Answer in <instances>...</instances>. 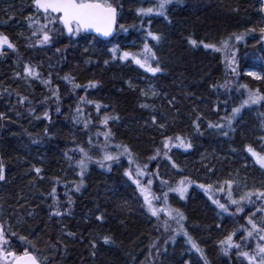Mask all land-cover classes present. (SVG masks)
Masks as SVG:
<instances>
[{
    "label": "trees",
    "instance_id": "obj_1",
    "mask_svg": "<svg viewBox=\"0 0 264 264\" xmlns=\"http://www.w3.org/2000/svg\"><path fill=\"white\" fill-rule=\"evenodd\" d=\"M111 2L119 11L114 39L103 42L81 33L32 46V32L43 19L32 0H0V33L20 54L5 50L0 56V164L5 177L0 180V224L12 250L20 254L30 248L43 264H204L183 231L173 244L170 223L176 225L175 220L164 212L155 217L147 211L136 185L124 175L139 166L145 173L142 183L152 180L151 192L160 198L153 203L183 213V230L203 250L208 264H247L232 252L225 255L219 242L233 232L238 241L243 228L250 227L249 215L254 214L257 223L264 218V210L257 211L264 208V200L252 196V203L246 200L244 212L237 214V206L228 199L229 191L237 200L248 192L264 191V169L245 150H264V101L241 110L235 139L228 131L225 136L224 128L232 109L250 91L264 95V79L243 75L257 68L264 77L261 1L173 0L167 19L137 15L140 8L155 7L152 0ZM149 31L160 36L159 42L147 35ZM240 34L244 39L237 42L235 35ZM225 40L229 47L220 52L203 46L221 47ZM146 42L156 55L151 63L161 68L155 76L131 57L120 59L124 52L139 55ZM232 53L234 63L229 65ZM25 65L40 77H26ZM144 75L166 96L157 102L155 123L140 107L139 89L126 85ZM105 116L114 117L107 126L102 123ZM210 123L225 127H209ZM177 136L192 147H172ZM168 138L170 147L165 149ZM117 146L131 151L133 163L121 154L119 161L103 162L101 167L97 161H103L104 150L123 152ZM80 148L91 156L82 185ZM202 155L208 157L203 165L197 162ZM216 156L225 163L215 161ZM181 180L187 186L183 199L172 191ZM209 195L228 211L218 208ZM56 210L62 215H52Z\"/></svg>",
    "mask_w": 264,
    "mask_h": 264
},
{
    "label": "snow or ice",
    "instance_id": "obj_2",
    "mask_svg": "<svg viewBox=\"0 0 264 264\" xmlns=\"http://www.w3.org/2000/svg\"><path fill=\"white\" fill-rule=\"evenodd\" d=\"M179 2V0H176ZM173 3V0H157L155 7H149L147 9L140 8L137 10V15H158L163 16L167 19L166 11L168 6ZM32 5L34 6L36 13L42 15L45 23L41 24L40 27L32 32L33 36L40 35L41 38L37 40V45H46L53 39V33H59L60 35L67 34L68 37L79 36L81 33L86 32H95L99 36L102 37H110L116 31L117 27V8L113 5L111 0H32ZM29 27L32 26L33 18L29 17ZM49 25H52V28H49ZM123 28V25L120 26ZM126 31V29H124ZM252 31V30H249ZM261 33L264 34V28H261ZM151 37L152 40L159 42L160 36L153 34L151 31L147 34ZM245 34L235 35V39L237 42H240L244 39ZM192 45H196L195 40L189 41ZM7 46V48L14 49V45L9 41L8 37L0 34V54H3V48ZM205 48H211L213 51L220 52L223 49H227L229 47L228 41L225 40L222 42L221 47H216L214 44H204ZM59 51V50H58ZM116 49L113 48V58H115ZM233 59L229 60V65L234 63L235 53H232ZM131 57L133 62L138 65L140 68H143L146 72H150L153 76L157 73L161 72V68L157 63L156 66H153L151 63L152 60L156 59L155 53L152 51V48L146 42L144 43L143 50L139 55L131 54L129 52H124L122 56H120L121 60H127ZM235 71V69H233ZM24 75L26 77H31L33 79H37L40 77V73L36 71L31 66L25 65ZM247 75L252 76L254 79H264V77L257 75L253 71H249ZM67 79V78H66ZM44 83H50V81H42ZM95 86V85H91ZM75 87H79V85H75ZM246 87V86H244ZM146 94V93H145ZM156 95L155 92L152 93ZM264 101V95H261L259 90L256 92H249L246 99H244L239 107H234L232 109V115L227 118V127L231 128L233 120L241 113V110L250 105L259 104ZM23 103V101H20ZM97 110H99L100 105H96ZM141 107H148V105H141ZM59 111V108H57ZM3 116L0 115V119ZM45 118L47 119V113H45ZM109 119H114V117L105 116L103 118L102 123L107 126ZM153 123H155V118L153 117ZM209 127H215L219 129H223L225 127L224 124H209ZM163 127V125H161ZM199 126L197 125V128ZM224 135L227 136L228 133L224 132ZM105 141L111 136V131L104 133ZM172 138H168L164 143V148L169 149L170 141ZM175 140L178 143L172 144V147H179L188 150L192 147L191 142H186L184 138L177 136ZM91 143V141H89ZM122 147L123 152L113 155L112 153L104 150L103 161H97L100 163L101 167L104 166L103 162L110 161H119L121 154H127L129 157V164H132L133 161L131 159V151L126 146H117ZM255 161V164L259 166L260 169H264V152H257L253 147L247 146L245 149ZM81 153V159L77 162L78 167L81 169V185L83 183V174L87 168L88 162L91 160V156L86 152L83 148L79 149ZM159 154V153H157ZM167 156V152L165 153ZM153 159L155 157H152ZM173 167L176 165L173 163ZM109 169L111 165H108ZM146 167V166H145ZM36 172L39 173L40 169H36ZM4 168L3 165L0 164V180H4ZM124 175L132 181L134 185H136L137 190L140 192V195L143 197L144 205L147 208V211L155 217L159 216L160 212H164L170 219L175 220L178 228L175 230L177 234L183 231L184 236L187 238V242L191 245V248L196 252L200 253L201 259L204 260V264H208L207 259L204 256L203 250L199 247V245L192 239L191 236L188 235L186 231L183 230V224L181 223L185 217L183 213L179 212L175 209H168L165 211L163 208H157L153 201L160 199L154 193L151 192V184L152 180H148L145 185L142 183L140 177L144 176L145 173L140 169L139 166L135 168V170L129 169L124 172ZM162 183H167L166 181H162ZM189 183H191L189 181ZM229 189H231V182L226 181ZM77 185L76 191H79L80 186ZM200 187H205L204 185H200ZM211 188V185L206 188L208 191ZM222 190V189H221ZM172 191H176L180 194L181 199L184 198V194L187 192V186L185 185V181L181 180L180 185L172 189ZM53 202H56L55 198V189L52 190ZM256 196L258 199L264 200V191L257 190L256 192H248L245 196H241L239 200L233 199L231 192L229 191L228 199L231 204L236 205V213H243L244 207L243 204L247 200L249 204L252 203L251 197ZM209 199L212 200L214 204L217 205L223 212H227L228 208L219 202V200L214 199L211 195H209ZM165 204H167V194L164 195ZM264 208H258L257 211H262ZM175 213V215L173 214ZM52 215L60 216L62 213L59 210H56L52 213ZM97 219H102V217H97ZM247 225L250 227H244L242 230L241 238L244 240H248L250 238H257L258 242L255 245V250L253 252H249L246 250H241L242 245L240 243L234 242L235 232L230 233L225 239L219 242L221 246V250L225 255L229 254V251L233 248L238 250V256L243 257L247 264H264V243H260V241H264V218H262L260 223H257L254 219V214L249 215L247 217ZM169 225L165 222V230H167ZM11 235L15 236L16 233L13 232ZM71 235V233H69ZM21 240L26 238L20 237ZM110 240L108 237L104 238V243H109ZM10 241L6 237L5 230L2 226H0V264H41L40 258L34 254L30 248H25L22 253L18 254L13 251L10 247ZM31 243V242H29ZM5 245H9V247H5Z\"/></svg>",
    "mask_w": 264,
    "mask_h": 264
},
{
    "label": "rangeland",
    "instance_id": "obj_3",
    "mask_svg": "<svg viewBox=\"0 0 264 264\" xmlns=\"http://www.w3.org/2000/svg\"><path fill=\"white\" fill-rule=\"evenodd\" d=\"M152 2L154 3V5L153 6H155L156 5V3H157V0H152ZM115 6V5H114ZM116 7V6H115ZM124 16V15H123ZM40 22H41V24H43V23H45V21L43 20V19H41L40 20ZM49 28L51 29L52 28V25H49ZM1 34V33H0ZM3 35V34H2ZM53 35V39L48 43V45H51L50 43H52L53 41L54 42H56V39L57 38H61L62 36H64L65 37V34L64 35H60L59 33H53L52 34ZM39 38H41L40 37V35L38 34L37 36H35V39L33 40V43L31 44L32 46H36L37 45V40L39 39ZM53 42V43H54ZM30 45V46H31ZM134 45H136L135 43H134ZM38 46H40V45H38ZM19 51H18V49L16 50V52H14V53H16V55H20L19 53H18ZM5 53V51L3 52V54ZM18 53V54H17ZM3 54H0V56H2ZM249 71H253V72H255L257 75H260V76H262V73L257 69V68H248V69H246L245 71H244V73H243V75L244 76H249V75H247V73L249 72ZM150 73V72H149ZM250 78H252V79H254L252 76H249ZM263 77V76H262ZM254 80H257V79H254ZM258 81H262V79H259ZM126 85H127V88H133V87H135L133 90L134 91H136V90H138L139 89V92H140V95H141V98L143 99V105H148V107H141V109L144 111V112H146V113H148V115L150 116V118L153 120V117L155 118L156 116H157V113L159 112V107L157 108L156 107V105H157V102H159L160 101V99H161V97H163V99L164 98H166V96H165V94L164 93H162L161 91H160V89H158L157 88V86L155 85V81L152 79V78H150V77H148V76H146V75H144L142 78L141 77H139V78H137V77H134V80H132V81H127L126 82ZM153 92H155L156 93V95H153L152 93ZM146 93V94H145ZM141 104V105H142ZM242 114L243 113H240L237 117H236V119L235 120H233V123H232V126H231V128H229V127H226L227 128V130L224 128V131L225 132H227L228 131V133H230V136H231V138L232 139H235V137H236V130H235V125H236V122H237V120H239L240 118H241V116H242ZM264 123V122H263ZM255 141H257V140H255ZM257 152H264V150H260L259 148L257 149V148H254ZM217 158L215 159V161H217V162H222V163H225V160L221 157V156H216ZM207 159H208V157H206L205 155H202L201 157H200V159L197 161L199 164H201V165H203L204 163H206V161H207ZM253 159V158H252ZM232 183H233V189H235V190H237L238 192L240 191V188L239 189H236L237 188V186H236V184H235V182H233L232 181ZM233 198V197H232ZM155 205V204H154ZM231 205H233V204H231ZM156 206V205H155ZM158 209H159V207H157ZM262 220V219H261ZM171 225H172V230H173V232L175 233V237H174V240H173V244H175V242H176V237H178V235L180 234H177V232L175 231L177 228H178V226H176V225H174V224H172V222L170 223ZM0 226H2L1 224H0ZM3 228H4V226H2ZM247 227V226H246ZM5 230V229H4ZM5 233H6V237H7V239L10 241V239H9V237H8V233L5 231ZM241 236H242V234H241ZM241 236H240V238L238 239V241H236V240H234V242H236V243H240L241 245H242V249L241 250H246V251H249L250 253L251 252H253L254 250H255V245H256V243L258 242V239L257 238H250V239H248V240H244V239H242L241 238ZM255 241V242H254ZM255 245H254V244ZM173 246H175V245H173ZM5 247H9V245H5ZM10 247H12V243H10ZM11 249H13V248H11ZM232 252V255L234 256V258L235 257H237V258H239V260H241L242 261V259H243V257H240V256H238V250L237 249H235V248H233V249H231L230 251H229V254ZM244 260V259H243ZM222 262H224V261H222ZM243 263H244V261H243ZM224 264V263H223Z\"/></svg>",
    "mask_w": 264,
    "mask_h": 264
},
{
    "label": "water",
    "instance_id": "obj_4",
    "mask_svg": "<svg viewBox=\"0 0 264 264\" xmlns=\"http://www.w3.org/2000/svg\"><path fill=\"white\" fill-rule=\"evenodd\" d=\"M261 2H262L263 11H264V0H261ZM117 12H118V9H117ZM117 28H118V15H117V27H116V31L113 33L112 36L105 38V37L99 36L95 32H86V33H83V34L90 35V36H95L98 40L105 42V41H110V40H112V39H114L116 37L117 31H118ZM65 35H66L67 38H70V37L67 36V34H65ZM262 41H263V45H264V34H263Z\"/></svg>",
    "mask_w": 264,
    "mask_h": 264
},
{
    "label": "bare ground",
    "instance_id": "obj_5",
    "mask_svg": "<svg viewBox=\"0 0 264 264\" xmlns=\"http://www.w3.org/2000/svg\"><path fill=\"white\" fill-rule=\"evenodd\" d=\"M262 11H263V8H262ZM263 16H264V11H263Z\"/></svg>",
    "mask_w": 264,
    "mask_h": 264
}]
</instances>
